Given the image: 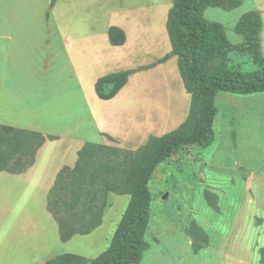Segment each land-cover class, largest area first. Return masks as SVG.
Returning <instances> with one entry per match:
<instances>
[{"label":"rangeland","instance_id":"1","mask_svg":"<svg viewBox=\"0 0 264 264\" xmlns=\"http://www.w3.org/2000/svg\"><path fill=\"white\" fill-rule=\"evenodd\" d=\"M50 1L0 0V125L49 141L26 178L0 173V264H48L66 253L91 260L103 252L129 197L107 194L100 226L62 243L44 207L50 174L73 165V151L85 143L136 150L178 128L190 103L176 57L158 64L171 52L165 26L172 0ZM251 9L261 13L264 56V0H243L232 11L207 8L204 17L238 44L234 26ZM111 26L123 30L122 46L109 44ZM125 70L136 72L113 99L99 100L96 80ZM214 105L213 143L179 148L154 173L148 249L138 264H259L264 93H219ZM192 220L209 238L198 253L186 232Z\"/></svg>","mask_w":264,"mask_h":264},{"label":"trees","instance_id":"2","mask_svg":"<svg viewBox=\"0 0 264 264\" xmlns=\"http://www.w3.org/2000/svg\"><path fill=\"white\" fill-rule=\"evenodd\" d=\"M55 2L51 0L50 7ZM242 4L243 0H172L165 26L171 52L158 64L176 57L184 90L190 97L186 118L175 130L160 137L150 136L134 151L85 143L76 153L74 166H65L56 174L45 209L55 221L62 243L100 226L107 194L129 197L109 246L90 264H138L148 249L145 234L154 201L150 183L155 171L179 148H207L213 143L217 94L264 93L260 11L251 9L238 18L234 26V33L241 37L238 44L228 41L223 25L204 17L207 8L232 11ZM107 36L113 47L125 42L119 27H109ZM135 72L125 70L99 77L94 84L96 97L113 99ZM44 142L38 132L0 125V172L24 173L34 164ZM204 197L217 211L216 196L206 191ZM186 232L193 253L208 245V235L195 221L189 222ZM86 260L66 253L51 258L48 264H86ZM259 264H264V247L259 250Z\"/></svg>","mask_w":264,"mask_h":264},{"label":"crops","instance_id":"3","mask_svg":"<svg viewBox=\"0 0 264 264\" xmlns=\"http://www.w3.org/2000/svg\"><path fill=\"white\" fill-rule=\"evenodd\" d=\"M126 39H127V38H126ZM2 125H6V124H2ZM8 126H10V125H8ZM12 127H13V126H12ZM15 128H16V127H15ZM20 129H22V128H20ZM47 143H49V141L45 142V143L43 144V146L38 150V152H37V154H36V156H35V162H34V164H33L30 168H28L24 173L19 174V175H15L16 177H19V178H26V176H28L29 174H31V172H33V170H34V168H35V166H36V164H37V161H38V159H39V156H40L42 150L44 149V147L46 146ZM79 149H80V148H79ZM79 149H78V148H75V151H73V152L77 153V151H78ZM74 155H75V154H74ZM74 157H75V156H74ZM74 164H75V161H74L73 165H71V166L68 165V166L73 167ZM66 166H67V165H66ZM61 168H62V167H61ZM59 170H60V168H59L58 170H55L53 173L50 174L49 184H48L47 189H46V195H47V193H48L50 187L52 186V184H53V182H54V180H55V176H56V174L58 173ZM0 173H5V172H0ZM6 174L8 175V173H6ZM9 175H13V174H9ZM45 206H46V196H45V204H44V207H45ZM45 210H46V209H45ZM52 220H53V219H52Z\"/></svg>","mask_w":264,"mask_h":264},{"label":"water","instance_id":"4","mask_svg":"<svg viewBox=\"0 0 264 264\" xmlns=\"http://www.w3.org/2000/svg\"><path fill=\"white\" fill-rule=\"evenodd\" d=\"M91 263V260H86V264H90Z\"/></svg>","mask_w":264,"mask_h":264}]
</instances>
